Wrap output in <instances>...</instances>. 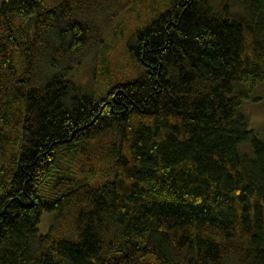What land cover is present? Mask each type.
<instances>
[{
  "label": "trees",
  "instance_id": "trees-1",
  "mask_svg": "<svg viewBox=\"0 0 264 264\" xmlns=\"http://www.w3.org/2000/svg\"><path fill=\"white\" fill-rule=\"evenodd\" d=\"M135 1L1 0L0 264H264V0H172L91 95L74 71Z\"/></svg>",
  "mask_w": 264,
  "mask_h": 264
},
{
  "label": "rangeland",
  "instance_id": "rangeland-1",
  "mask_svg": "<svg viewBox=\"0 0 264 264\" xmlns=\"http://www.w3.org/2000/svg\"><path fill=\"white\" fill-rule=\"evenodd\" d=\"M171 2L172 0H136L131 6L128 5V9L121 10L105 31L97 60L85 59L75 69L74 80L78 86L91 95L101 96L124 78L132 79L140 75V65L129 53V46L137 31L164 13ZM106 24L92 26L101 36L100 32ZM242 110L249 116V123L264 133V84L254 89ZM40 218L38 228L40 233L45 234L55 217L53 213L45 211Z\"/></svg>",
  "mask_w": 264,
  "mask_h": 264
}]
</instances>
